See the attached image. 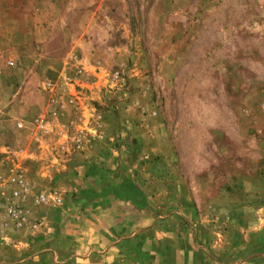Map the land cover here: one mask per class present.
<instances>
[{
	"label": "rangeland",
	"instance_id": "374dc122",
	"mask_svg": "<svg viewBox=\"0 0 264 264\" xmlns=\"http://www.w3.org/2000/svg\"><path fill=\"white\" fill-rule=\"evenodd\" d=\"M0 164L39 223L0 231V264H59L42 221L100 168L179 218L169 264H264V0H0Z\"/></svg>",
	"mask_w": 264,
	"mask_h": 264
},
{
	"label": "crops",
	"instance_id": "0c3cea01",
	"mask_svg": "<svg viewBox=\"0 0 264 264\" xmlns=\"http://www.w3.org/2000/svg\"><path fill=\"white\" fill-rule=\"evenodd\" d=\"M92 161L90 158L87 163ZM98 170V174L89 172L85 176L84 179L87 182L92 180V183L88 182L78 191L79 205L71 206L84 214L75 221L77 225L70 218H60L62 213H66L65 210L71 208L67 206L51 209L59 216H54L52 221H42L43 234L39 237H43L44 241L50 238L58 263L111 264L123 253L124 245L138 249L143 242V249L149 251L151 264H169V257L165 256L166 245H181L185 240V237L175 234V228L182 227L179 218L171 209L160 206L157 195L149 196L141 186L135 184L134 179L129 177L124 181L119 173L110 174L107 168L105 171L101 168ZM139 233L142 238L137 235ZM174 253L177 264H184L185 257L179 256L182 253L187 255V251L181 249Z\"/></svg>",
	"mask_w": 264,
	"mask_h": 264
},
{
	"label": "built area",
	"instance_id": "2783aa9c",
	"mask_svg": "<svg viewBox=\"0 0 264 264\" xmlns=\"http://www.w3.org/2000/svg\"><path fill=\"white\" fill-rule=\"evenodd\" d=\"M49 87V84H47ZM58 112H54L56 116ZM43 127L42 122H38ZM18 130L23 129V124H16ZM32 198L31 188L24 175V172L14 166L0 164V231L12 229L17 231L33 230L39 223L31 217L27 203ZM37 203L59 201L54 193L39 194L34 197Z\"/></svg>",
	"mask_w": 264,
	"mask_h": 264
}]
</instances>
